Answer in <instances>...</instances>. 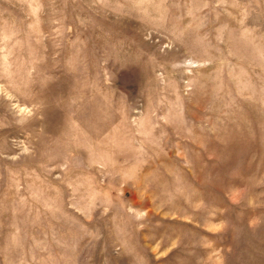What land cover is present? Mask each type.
Wrapping results in <instances>:
<instances>
[{
    "label": "rangeland",
    "instance_id": "1",
    "mask_svg": "<svg viewBox=\"0 0 264 264\" xmlns=\"http://www.w3.org/2000/svg\"><path fill=\"white\" fill-rule=\"evenodd\" d=\"M0 264H264V0H0Z\"/></svg>",
    "mask_w": 264,
    "mask_h": 264
}]
</instances>
